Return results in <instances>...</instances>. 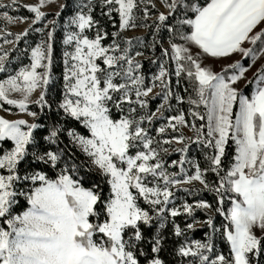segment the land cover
Wrapping results in <instances>:
<instances>
[{
    "label": "snow or ice",
    "instance_id": "snow-or-ice-1",
    "mask_svg": "<svg viewBox=\"0 0 264 264\" xmlns=\"http://www.w3.org/2000/svg\"><path fill=\"white\" fill-rule=\"evenodd\" d=\"M48 2H0L5 24L28 19L10 16L7 9L14 6L33 14L14 40L29 31L43 37L30 48V63L0 80V101L32 118L0 116V264H172L167 257H179L177 264H264V0H158L164 11L156 0H76L64 21L63 88L51 100L45 87L53 75L57 21L41 10ZM137 19L149 39L122 35ZM37 23L50 26L33 28ZM134 47L153 53L154 71L144 73L138 59L143 51ZM9 51H0V71L7 69ZM235 53L240 58L219 70L204 62L205 56ZM258 57L261 63L245 79ZM241 79L249 92L236 86ZM152 98L160 101L155 110ZM173 100L175 114L165 115ZM183 103L187 117L178 107ZM29 104L49 111H30ZM197 118L207 124L192 123L185 136L181 128ZM158 119L166 122L157 126ZM164 144L178 145L172 148L178 160L162 158L169 151ZM190 145L200 150L203 165L185 155ZM177 165L178 172L169 170ZM209 174H215L212 181ZM192 182L202 187H185ZM202 191L214 193L222 226L208 214L212 204L193 195ZM181 192L193 196L191 202ZM21 197L26 207L16 211ZM198 210L205 213L202 221L194 218ZM180 215L191 222L181 227ZM198 223L208 228L204 239H189L185 233ZM221 227L226 254L215 245Z\"/></svg>",
    "mask_w": 264,
    "mask_h": 264
},
{
    "label": "trees",
    "instance_id": "trees-1",
    "mask_svg": "<svg viewBox=\"0 0 264 264\" xmlns=\"http://www.w3.org/2000/svg\"><path fill=\"white\" fill-rule=\"evenodd\" d=\"M67 4L68 7L63 9V10H59V12L61 13L59 16H56L55 14H49V16L52 19H56L57 21V26L55 28L54 31V39H53V56H52V63H51V67H50V71L52 72V80L49 81V84L45 87V91H46V95L47 98L49 100L53 99L54 97H59L63 88V36L65 33V29H64V21L65 18L68 17L72 11H73V7L76 3V0H64L63 4ZM14 14H18L20 16L23 17H32V13H30L26 8H23L21 6H19L17 8V10L15 12H12ZM93 15L95 16H99L100 15V8L97 7L93 13ZM117 20V24H118V17L115 18ZM41 23H37L36 25H33V28L35 27H41ZM50 25H48L47 27H49ZM46 27V28H47ZM113 30V26L111 24L108 25V31L109 33ZM145 40L149 39L151 37V33L150 31L146 30L145 34L142 35ZM40 38V34L36 33L35 31H29L25 37H22L19 41H17L13 51L10 53V58L9 59H15L13 60V64H12V68L11 70L17 68L20 65H23L25 63L28 62L29 58L27 57L28 52L30 50V48L32 46L35 45V43L37 42V40ZM110 37H106L104 39V43H108L109 42ZM138 51H143V54L146 56V58H142L141 62H142V68L145 74H147L149 72L150 69H152L153 71L155 70L154 66L150 63V60L148 59V57L152 56L153 53L150 52L149 50L145 49V48H140L137 47ZM155 55L158 57L160 55V48L159 45L156 46L155 49ZM14 57V58H13ZM242 63H244L245 65L248 64V60L247 58L242 60ZM172 86L174 91L176 90L175 85H176V78L175 76H172L170 78V82H169ZM184 83H186V81H184ZM244 92H249L250 91V85H245L242 89ZM179 91L182 94L184 93V89L183 87H181L179 89ZM191 91V89H189V92ZM159 99L158 98H152L149 103L150 106L152 108V110H155L156 105L159 104ZM173 104V111H168L167 109L165 110V115H174L175 114V108L177 107L176 102L173 100L172 101ZM181 110L184 111L186 117H187V110L189 105L187 103H183L180 104L178 106ZM29 108L32 111H37V112H47L49 111V109L44 108L43 110H41L39 105H30ZM195 110V109H194ZM199 111L203 112V106L201 105L199 107ZM115 115V112L113 113ZM206 118L204 120H200L199 118H197L196 120H189L188 121V128H190L192 123H196L197 127H199L200 123H204L206 125ZM40 123H43V116L40 117L39 120ZM163 121H160L159 119L155 122L156 125L158 126L160 123H162ZM73 126L77 127V129L83 133L86 134V130L80 126L78 124V122L72 121L71 122ZM169 132H171L172 130L169 129ZM204 131H206V127L204 129ZM153 135H155V133L153 132ZM63 141L65 144L68 143L67 137H62ZM160 139H163V137H160ZM4 146L7 147L9 146V142L5 141L3 142ZM163 147L167 148L169 147L168 144H164ZM172 148L177 147L174 144L171 146ZM71 151L74 152L76 154L77 157H79V159L83 160L85 159L83 154L80 153L77 149H75L74 147L71 148ZM228 153L229 155H231L233 153V145L231 140H229L228 142ZM186 156H188L189 158L195 156L196 159L201 161V165H203V160H202V154L200 152L199 149L195 148L193 145L189 146V150L188 152L185 153ZM162 158L165 159L166 161H171V160H178L179 159V153H176L174 151H169L167 155L162 154ZM225 162L227 163L228 157H225ZM171 170L177 171V167L173 166L170 168ZM215 174H209L208 175V179L209 181H212L214 178ZM87 186V185H86ZM188 186H194L197 188H200L202 186H200L199 184H191V185H185V187ZM103 190L105 193L108 192V187L107 185H103ZM178 196H184L185 199H187L189 202H191L193 196H187L184 193H178ZM194 196L198 197V198H203L207 201H209L212 204V209L208 210V214L212 216L214 223L217 226H222L223 223H225L226 221H224V217L221 216L219 213H216L214 211L215 207L217 206L216 201H215V195L214 193H210L208 191H202V192H198V193H194ZM179 202V201H177ZM141 206H145L143 204V201L140 202ZM19 204H20V208L15 209L16 211L22 210L23 207H26V202L23 200V198L21 197L19 200ZM229 204L227 201H225L222 205L224 211H227ZM194 218L197 221H202L205 218V213L204 211H196L194 214ZM177 223H179L181 225V227H183L185 222H191V220L186 219V217L184 215H180L176 218ZM171 228V224H166L164 226V230L165 233H167V231ZM208 231L207 226H201L199 223L194 225V228L185 233V235L189 238V239H204L205 237V233ZM176 238L173 237H169V245L171 246L172 242L175 240ZM215 245L216 247L222 252V253H227L228 252V245L227 242L222 238V227L220 228V233L217 234L216 239H215ZM169 259L172 260V264H177V261L179 260V257H176L175 259H172L171 257H167Z\"/></svg>",
    "mask_w": 264,
    "mask_h": 264
},
{
    "label": "rangeland",
    "instance_id": "rangeland-1",
    "mask_svg": "<svg viewBox=\"0 0 264 264\" xmlns=\"http://www.w3.org/2000/svg\"><path fill=\"white\" fill-rule=\"evenodd\" d=\"M0 2H6V0H0ZM35 2H36V0H20V5L27 4V3H35ZM156 2H157V8H159L161 11H164V8L159 4L158 0H156ZM63 3H64V0H49V2L46 3L41 9L42 11L48 13L46 19L50 21L51 17L49 16V14H55L57 11H59L60 10L59 6L61 4H63ZM18 7L19 6H14L13 8L7 9L9 15L12 16V17H23V16H20L18 14L12 13V12H15ZM149 7H151V6L149 5ZM0 11H5V9H0ZM140 15H142V13L138 12L137 16L139 17ZM150 21H151V16L148 19L149 23H150ZM30 22H31V17L28 18V19H24L22 21L21 20H14L13 22L6 23V24H5V22L2 19H0V26H3V31L0 32V51H6L8 49H11V51H9V53H8L7 69L5 71H0V80L5 79L7 77V75L14 73V71L16 69H18L19 67L22 66V65H20L17 68L11 70L12 64H13V60H15V59H9V58H10V53L14 49L13 45H16V43H17V41L14 40V34L22 31L23 29H25L29 25ZM140 23H141V21L139 19H137V21H136L137 26L134 27V28H129V29L123 31L122 35L124 37L142 36L143 34H145L147 28L140 27L139 26ZM47 26L48 25L42 24L41 28H46ZM9 33H11V35ZM42 38L43 37L40 35L39 39H42ZM5 41H8L9 43H5ZM243 46L247 47L248 45H247V43H244ZM65 50H68V49L63 44V52ZM134 50L138 51L137 47H134ZM192 51L195 52L196 49L193 48ZM240 56H241L240 53H235V54L229 55L227 58H219V59L209 58V57L205 56L204 57V62L207 63V64H211L215 70H219V68L223 64L231 62V61H234L236 59H239ZM27 57L29 58V60L25 64H29L30 63V50L28 52ZM142 58H146V56L143 54L142 57H138V59H140V60ZM260 63H261V59L258 57L256 59V61H254L252 63V66L250 68H248V70L245 72V74H244L245 75V79H247V78L252 76V74L255 71L256 67H258ZM25 64H23V65H25ZM37 70L41 71V69H37ZM63 74H64V60H63ZM245 79H241L237 83L236 86L238 88H240L242 86L244 87L246 85L245 84ZM152 91L153 92H158L159 89L154 87L152 89ZM10 95H11L12 98H18V94L17 93H11ZM37 95H38V90L33 94V96L31 98L34 100ZM30 105H32V104L28 105V110L32 111L29 108ZM5 109H7V111H5ZM0 116H3L4 118H7V119L23 118V119H26V120H29V121H31V119H32L31 117L27 116L26 112L22 113L14 105H8L4 101H0ZM163 122H166V121H163ZM206 124H207V121H206ZM181 131L183 132V134L185 136H190L191 135L190 128H188V127H182ZM175 146H178V145H175ZM167 148H169V151L172 150V147H167ZM176 167H177L176 170L178 172L179 171V165H177ZM185 169L186 170L188 169L187 165H185ZM169 170L170 171H174V170H171V169H169ZM181 179H182V177H181ZM192 184H199V183L198 182H192ZM0 226H3V225H0Z\"/></svg>",
    "mask_w": 264,
    "mask_h": 264
}]
</instances>
